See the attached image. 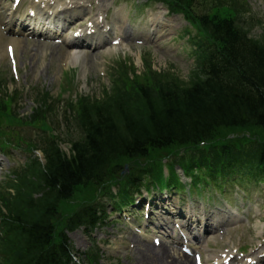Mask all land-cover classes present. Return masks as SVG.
<instances>
[{"label":"trees","instance_id":"16d2710c","mask_svg":"<svg viewBox=\"0 0 264 264\" xmlns=\"http://www.w3.org/2000/svg\"><path fill=\"white\" fill-rule=\"evenodd\" d=\"M212 17L203 27L211 31L217 45L224 46L219 53L221 61L215 64L217 71L210 68L208 78L185 87L168 78L150 85L139 83L121 90L106 104L82 100L77 122L83 134L71 153L62 152L51 140L54 147L48 148L45 165L34 160L17 172L19 181L13 185L16 195H0L8 208L3 216L6 227L0 235L1 264H72L68 236L65 230L58 232L51 221L57 206L62 198L72 197L80 185H102L110 173L122 169L118 162L125 156L144 157L149 145L196 143L212 138L223 127L264 130V46L251 39L235 17ZM254 143L249 150L254 157L250 162L264 167V145ZM235 146L213 145L208 150L218 157H231L242 153ZM236 160L237 168L246 169L240 156ZM211 161L219 163L214 158ZM148 173L153 170L147 169ZM46 187L40 200L31 199L32 191L42 192ZM25 191L30 194L20 195ZM100 211V207L82 208L68 221V228L82 223L95 225L102 220Z\"/></svg>","mask_w":264,"mask_h":264},{"label":"rangeland","instance_id":"374dc122","mask_svg":"<svg viewBox=\"0 0 264 264\" xmlns=\"http://www.w3.org/2000/svg\"><path fill=\"white\" fill-rule=\"evenodd\" d=\"M111 1L112 0H108V2ZM250 2H252L251 10H242L241 14L243 20L246 21V23H248V25H250L252 28L251 35L258 38L259 40H262L264 39V0H250ZM155 10L157 11L158 15H160L159 6L155 7ZM244 21H241V25L247 26ZM176 22L178 23V26L185 25L184 21L181 18H176ZM179 43L182 46L183 41L181 40L179 41ZM137 52L138 54H142L140 51ZM142 52L143 54L140 62L138 55H126V59H132V63H135L138 68H142V66L148 65V62H153L158 71H162L161 69L165 68H171V72L173 74H176L174 75V78H177V81H179L178 84H180L181 87H185L189 84L188 79L190 77V66L188 62L184 64V61H182L181 58L170 60L166 56H163L157 49H153V51L146 50ZM66 53L67 52L56 53L53 47L46 44H42L41 46L39 45L37 47L36 51L32 55V60L30 62H22L18 65V68L20 69L18 75L19 78H23L27 74H30L29 79L34 81V83H36L38 80L47 79V81L42 83V85L46 86L44 87L45 89L50 90V94L53 99L51 107L53 111L58 113L59 121H62V118L64 116V110H66L67 107L75 105L74 103L76 96L90 95L94 99H99V97L101 96V92L104 89V86L108 85L110 82L109 73L111 72V69L113 68L116 62L120 61V59L125 57L123 53L118 52H112L117 53L118 56L116 58H108L107 60H105L104 58H100V55H88L84 66L76 67L74 66V64L65 63ZM65 71L71 74L72 77H70ZM12 75L13 71L12 68H10V65L3 68L1 76L6 77L9 80ZM10 82V80L7 82L8 85L10 84ZM12 85L14 86V84ZM25 97H27V94L25 95ZM27 109L28 107L21 108L20 112ZM6 116L7 115L5 114L0 115V131L2 133L4 131L11 132L13 130H28V127H22V124H20L18 120L9 119L10 121H8L6 119ZM225 133L228 132H223V134ZM236 134L238 135L239 133ZM239 135L245 137L259 136L263 138L264 131L258 128V130L247 131L246 133ZM66 149L68 150V148ZM98 192L99 188L93 185L83 189L80 188L79 192L75 195L73 201L62 205L63 215L68 216L81 205L89 203L92 197ZM204 193L207 194L206 192ZM254 193L255 191L253 192V194ZM237 195L238 193L236 194V196ZM188 202L189 203L185 201V204L182 203L180 205L172 203V205H174V209H172L171 212H179L180 216L182 210H184L185 207H188L189 204H191L192 206H197L199 198L195 196L192 203L190 201ZM251 204H256V202L251 201ZM261 207V222L257 219H254L252 226H255L256 230L253 232L252 235L249 231H247V237H249L247 238V240L249 242L251 240H257V238H259V236L261 235L260 232L264 231V206L262 205ZM207 209L212 210L213 208L211 206H207ZM116 216L117 215L111 216L109 219V224H105L104 226L99 227L94 231L95 239L99 242L101 247L104 248L105 258H103L101 263L109 264L112 258L114 257L119 258L123 264L126 261H129V264H136V254L134 253L133 249L126 250V254L122 253V255H119V253H117L116 255L114 253V250L116 249L115 242L122 241V234H119L118 232L122 226L120 224L114 225L113 223ZM144 221L145 220H143V222ZM260 226L261 230L259 231L258 229ZM70 237L72 238L76 247L82 251L91 245L90 236H88V234L85 233L83 230H77L75 232H72ZM177 252H179V250H177ZM173 255H169L168 259H170V256Z\"/></svg>","mask_w":264,"mask_h":264},{"label":"bare ground","instance_id":"6f19581e","mask_svg":"<svg viewBox=\"0 0 264 264\" xmlns=\"http://www.w3.org/2000/svg\"><path fill=\"white\" fill-rule=\"evenodd\" d=\"M34 18L35 17H30L31 20H34ZM75 58L72 56H69L67 57L66 62L70 61L73 64ZM139 253L141 255V260L143 261V264H156V262L157 264H160L161 262L159 261L168 259V256L170 255L167 247L161 245L160 248H157L156 245L153 246L151 244L146 246L145 249L141 250ZM170 257L171 258L169 259V262L171 264H188L185 262L184 263L180 262L179 260H173L174 256H170ZM178 258L182 261L184 259V256L179 254Z\"/></svg>","mask_w":264,"mask_h":264}]
</instances>
